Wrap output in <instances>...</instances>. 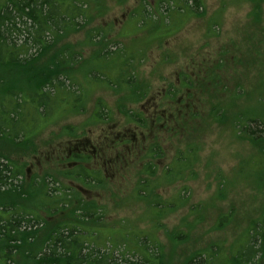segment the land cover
<instances>
[{"label":"trees","instance_id":"16d2710c","mask_svg":"<svg viewBox=\"0 0 264 264\" xmlns=\"http://www.w3.org/2000/svg\"><path fill=\"white\" fill-rule=\"evenodd\" d=\"M79 1L0 0V91L5 95L0 103V120L1 117L4 119L3 125L0 123V135L9 133L17 125L18 113L20 111L22 115L24 109V98L36 104L30 117V128L34 120L46 119L50 105L55 111L59 101L61 104L69 103L66 111L69 114L83 107L81 89L73 75L76 52L62 47L45 62H38L60 32L77 29L78 16L87 18ZM126 1L116 0L118 5ZM263 3L264 0L252 2L255 28H259L258 22L264 13ZM163 4H167L164 12ZM155 6L154 12L148 13L143 2L130 13L126 21L127 33L135 38V42L138 33L147 32L153 45L161 46L164 40L183 29L192 17L205 16L206 33L212 35L214 22L218 20L217 14L206 17L201 0H156ZM103 12L105 9L99 10V16ZM51 37L54 39L50 41ZM109 42L105 35L99 33V44L103 46L93 54L99 60L97 71H83L82 67L76 71L81 69L88 79L93 74L99 85L118 93L117 110L126 118L127 128H133L129 133V129L124 127L119 135L109 136L108 139L114 141L108 143L109 149H115L117 145L127 149L119 150L117 147L116 157L112 151L110 164L105 160L99 165V177L97 170H87L83 166L76 168L79 173L74 176L80 181L99 179L101 186L106 181L107 171L115 176L124 166L144 158L137 164L141 177L137 180L134 197L136 201L146 203L145 217L149 219L150 228H138L124 220L108 225L105 222L107 211L99 204V237L92 230L83 228H89L98 221L95 218L98 209L82 206L73 208L65 215L70 217L69 221L57 224L38 241L33 232L18 229L22 221L34 220L35 214L22 208L23 212L16 215L17 209L10 206V215L6 217L2 210L7 207L0 206V239L8 247L5 250L10 252L12 248H21L23 264H264V65L261 66V91L257 92V103L251 105L252 110L232 111L238 104L241 106L242 101L237 102L241 97L248 96L238 78L248 72L250 66L256 67L257 59L249 57L247 61L243 60L239 49L233 47L238 43L229 41L218 47L215 57L211 51L198 58L197 54H188V64L178 72L177 81L162 92L150 95L148 106L134 111L130 105L140 103L149 91V83H141L136 75L146 53L137 47L127 49L112 45L109 48ZM249 45L253 47L255 42H249ZM31 49H36L37 55L25 57ZM169 58L171 56L164 52L161 60L167 63ZM4 71L8 72L7 77L2 76ZM19 71L26 75L23 86L17 80ZM228 73L234 80L231 89L232 80L229 82L226 77ZM64 80L69 86L63 84ZM73 86H76V91L69 89ZM200 99L209 109L202 106L204 103H199ZM98 107L95 114L101 119L99 122L108 123L111 116L101 100ZM205 118H211L214 121L211 123L230 126L233 136L249 146L248 155L241 158L235 168V176H244L246 192L241 188L242 193L240 189L232 194L236 185L233 178L228 179L217 169L214 175L212 172L207 174L216 181L213 193L194 204L190 203L191 191L185 183L199 176L195 170V166L200 167L198 160L201 161L199 145L192 141L182 150L177 149L169 163L164 165L162 161L166 156L160 137L164 132L168 139L172 136L178 138L179 134L200 136ZM107 127L103 129L104 136L112 130L111 126ZM30 128L22 126L19 132L16 131V142H21ZM81 160L88 162L87 158ZM158 161L163 165L159 166ZM15 170L8 163L0 162V192L8 193L9 188H1L11 184V179L18 174ZM170 187H174L173 193L167 198L157 193ZM183 209H187V213L179 223L172 228L166 225L164 235L160 236L163 219ZM27 215L31 218H25ZM206 222L210 223L209 232L215 233L209 238L200 235L199 227ZM85 232L90 235L83 238ZM18 235L26 247L10 245L17 241ZM188 244L192 245L191 249L185 248Z\"/></svg>","mask_w":264,"mask_h":264},{"label":"rangeland","instance_id":"374dc122","mask_svg":"<svg viewBox=\"0 0 264 264\" xmlns=\"http://www.w3.org/2000/svg\"><path fill=\"white\" fill-rule=\"evenodd\" d=\"M141 1L127 0L125 3L118 5L116 0H80L79 4L87 18L78 16L76 19L79 23L77 29H71L67 33L60 32L55 37L52 46L45 51L38 62H45L62 47H68L67 50L70 49L76 52L73 57V60H75L73 75L76 76L81 89V97L84 100L83 107L69 114L66 112L69 109V103L61 104L59 101L55 111H53L54 107L50 105L46 119L34 120V125L30 128V117L35 112L36 104L24 98V109L22 115H20V111L18 113L17 125L13 129L11 128L12 130L9 133L0 135V162L8 163L14 170L16 169L15 173H18L11 179V184L8 183L2 186L1 190L7 188L9 190L8 193L0 192V206L7 207L2 210L6 217L10 215L9 209H12L10 206L17 209L16 215L23 212L22 208L25 211L32 212L33 215L35 214L36 218L34 220L22 221L18 229L19 231L33 232L38 241L57 224L69 221L68 218L70 217H65V215L69 214L73 208L82 206H90L89 209L91 207L98 209L95 217L98 218V221L89 228L85 226L83 228L92 230L99 237V204L104 206L107 211L105 222L108 225L114 221L124 220L126 224H136L138 228H150L149 219L145 217L146 203L136 201L134 197L137 180L141 177L139 174L140 167L137 164L143 162L144 158L124 166V169L117 172L115 176L107 171L106 181L101 186H99V179L98 181L90 179L80 181L77 179L73 172L77 165L72 162V159L68 158L69 151L74 150V147H77L79 152H83L84 139L87 141L84 152L92 155L93 152L91 151L94 148L98 153L99 135H101L103 129L109 128L108 125L113 130H111V136L116 133L119 135L121 129L127 128L126 118L122 115V112L117 110L120 95L113 89H106L99 85L98 78L93 74L88 79L83 72L99 69V60L97 61L93 56L94 52L99 51V48L103 46L102 43L99 44V33L110 40L108 43L109 48L112 45H115L116 48L124 46L127 49L137 47L146 53L145 59L140 62L137 68L136 75L141 83H146L145 81L149 83V91L145 96L148 99L146 101L144 98L140 103L131 104V110H141L140 107L148 106L150 95L154 96L176 82L178 72H181L188 64L186 62L188 54H194V56L197 54L196 58H198L206 54L207 51H211L215 57L217 56L216 52L219 51L218 47L229 41L238 43L233 47L239 49L243 60L247 61L249 57L257 59L256 67L250 66L248 72L241 74V77L238 78L242 89L246 90L248 96L241 97L237 102L242 101V107L238 104V107L232 111L252 110L251 105L257 103L256 95L257 92L261 91L262 69L264 68H261L264 65V29H262L264 27V13L261 15V22H258L259 28H255L256 25L253 22L255 16L251 13L253 0H201L206 9V17L215 14L218 16L213 29L216 33L213 32L212 35L206 33L205 25L207 21L205 16L192 17L183 29L164 40L161 46L153 45L147 32L138 33L136 42L135 38L127 33L129 28L126 26V21L128 22L130 13L139 8L141 3L144 2L148 13H153L155 10L156 0ZM165 6L167 4L161 6L163 12ZM262 6L264 7V3ZM103 9H105V12L99 16V10ZM53 39L51 37L49 40ZM115 41H117V44H112ZM249 42H255V45L250 47ZM164 52L167 56H171L167 63L161 60ZM37 53L36 49H31L25 54V57L35 56ZM78 67H82L83 71L81 69L76 71ZM31 74L32 72H29V75ZM2 76L7 77L8 72L4 71ZM16 76L19 85H25L26 75L21 72ZM226 77L229 78V82L232 80L229 73ZM233 81H231V87L229 86L230 89L234 86ZM63 84L69 86L67 80H64ZM69 89L76 91V86ZM4 96L0 91V103L4 100ZM100 100L105 105L106 111L109 112V116H111L108 123L99 122L101 119L96 117L95 113L99 111ZM201 102L204 103L202 106L207 108L206 102L200 99L199 103ZM257 109L262 111V109ZM258 110L257 112H259ZM1 118L0 123L3 125L2 120L4 119ZM54 120L56 121L53 122ZM49 122L50 124L42 129ZM211 122H214L211 118L203 120V131L199 132L200 136L179 134L178 138L172 136L171 139H168V134L164 132V136L160 137L166 156L162 161L164 165L169 163L172 154L177 149L182 150L192 141L199 145V150H201L199 151L201 161L198 160L200 167L195 166L199 176L185 183L191 191L190 203L194 204L207 199V196L213 193L216 181L213 176L209 177L207 174L212 172L214 175L217 169H220L228 179L233 178L236 185L231 191L232 194H236L241 188H243V192H246L244 176L242 174L235 176V168L241 158L248 155L249 146L244 141L239 142L233 136L230 126ZM22 126L25 129L30 128V130L24 133L21 142H16L18 140L14 138L15 132H19ZM130 128L133 127L128 126L129 133ZM38 130L40 132L36 134ZM107 143L111 144V140H108ZM117 147L119 150L123 148L120 145H117ZM123 149L126 150L127 147ZM112 151H115V149L111 148L105 151L104 154L112 156ZM87 159L88 162L79 165L87 170H97L99 177V157L96 161L90 156ZM159 161V166L163 165ZM143 178L145 177L143 176ZM173 189L174 187H170L158 190L157 193L167 198L173 193ZM64 202L65 205H63ZM186 213L187 209L178 210L163 219L162 224L164 227L161 228L160 236L164 235L166 225L168 228H172L179 223L178 221ZM27 217L31 218L28 215L25 216V218ZM209 224V222H206L199 227L201 237L209 238L215 234L209 232ZM89 235V232H85L82 236L85 238ZM19 239L20 235L17 236V241H13L10 245L26 247ZM1 240L0 264H23L21 248H12L8 252L5 250L8 248L6 243ZM191 247V244L185 246L187 249H191Z\"/></svg>","mask_w":264,"mask_h":264},{"label":"flooded vegetation","instance_id":"af4514ba","mask_svg":"<svg viewBox=\"0 0 264 264\" xmlns=\"http://www.w3.org/2000/svg\"><path fill=\"white\" fill-rule=\"evenodd\" d=\"M109 132L105 136H104V133L103 132L100 133L101 135H99V151H98V153H97V151L93 147H92L93 150L91 151V152H93L92 155H89V154H87V153L84 152L86 150V147H85V144L87 143L86 139L83 140V147H84V148H82L83 149V152H79L78 149H77V147H74L75 148L74 150H70L69 151L68 158L72 159V162L77 165L76 168L77 167L79 168L80 166L83 165L84 161H82L81 158H87V157L89 158V156L92 157L94 159V161H96V159H98V157H99V165H101L102 163H105V160L109 161V164H110V162H111V160H112L113 157L111 155L104 154V152L106 150L107 151L109 150V145L107 143V141L109 140L108 139L109 136L111 137V132H110V134H109ZM100 136H102V137H100ZM105 142L107 144H105ZM112 142L114 143V141H111V143ZM117 150L118 149L116 147L115 148V152H114L115 157L117 156V153H118ZM76 159H78V160H76ZM79 164H82V165H79ZM76 168L73 171L74 172V175L77 174V173H79V171H77ZM93 171H95V170H93ZM79 175L82 177V174L81 173Z\"/></svg>","mask_w":264,"mask_h":264}]
</instances>
